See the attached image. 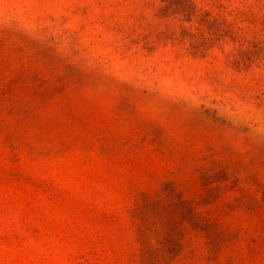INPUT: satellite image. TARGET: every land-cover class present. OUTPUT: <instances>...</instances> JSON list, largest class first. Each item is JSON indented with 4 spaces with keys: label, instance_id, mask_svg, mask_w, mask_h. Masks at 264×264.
Wrapping results in <instances>:
<instances>
[{
    "label": "rangeland",
    "instance_id": "374dc122",
    "mask_svg": "<svg viewBox=\"0 0 264 264\" xmlns=\"http://www.w3.org/2000/svg\"><path fill=\"white\" fill-rule=\"evenodd\" d=\"M0 264H264V0H0Z\"/></svg>",
    "mask_w": 264,
    "mask_h": 264
}]
</instances>
